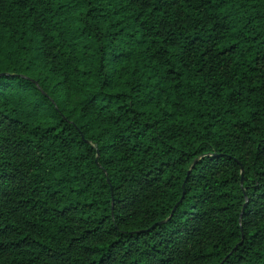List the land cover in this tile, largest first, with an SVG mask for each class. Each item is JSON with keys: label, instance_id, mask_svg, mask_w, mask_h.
<instances>
[{"label": "trees", "instance_id": "trees-1", "mask_svg": "<svg viewBox=\"0 0 264 264\" xmlns=\"http://www.w3.org/2000/svg\"><path fill=\"white\" fill-rule=\"evenodd\" d=\"M0 264H264V0H0Z\"/></svg>", "mask_w": 264, "mask_h": 264}]
</instances>
